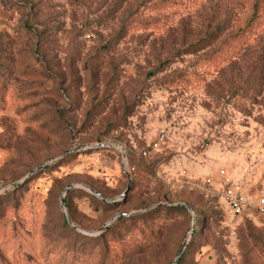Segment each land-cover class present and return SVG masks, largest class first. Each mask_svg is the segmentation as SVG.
Wrapping results in <instances>:
<instances>
[{"label": "rangeland", "instance_id": "374dc122", "mask_svg": "<svg viewBox=\"0 0 264 264\" xmlns=\"http://www.w3.org/2000/svg\"><path fill=\"white\" fill-rule=\"evenodd\" d=\"M222 171L264 192V0H0V264H264Z\"/></svg>", "mask_w": 264, "mask_h": 264}, {"label": "built area", "instance_id": "2783aa9c", "mask_svg": "<svg viewBox=\"0 0 264 264\" xmlns=\"http://www.w3.org/2000/svg\"><path fill=\"white\" fill-rule=\"evenodd\" d=\"M165 137L164 132L160 135V139L154 143V147H158L160 145L161 140ZM147 154V151L144 152ZM209 186H214L215 184L211 178L206 180ZM221 198L227 204L228 208L234 215L241 216L247 210L252 207L264 212V192L257 199V201L253 202L251 197L244 191L243 183L240 179L228 176L225 171L221 172ZM219 184V185H220Z\"/></svg>", "mask_w": 264, "mask_h": 264}, {"label": "water", "instance_id": "95a60500", "mask_svg": "<svg viewBox=\"0 0 264 264\" xmlns=\"http://www.w3.org/2000/svg\"><path fill=\"white\" fill-rule=\"evenodd\" d=\"M101 145L103 146V145H105V144H101ZM71 188H72V186H69L68 188H66V190H65V195H66V193H67ZM88 189H89L94 195L99 196L104 202H108V199H107L103 194L99 193L97 190H95V189H93V188H88ZM128 190H129V186H128L127 190L125 191V193L122 195L123 198L126 197V195H127V193H128ZM65 195H64L63 198H62V207L66 210ZM113 202H118V200H114ZM181 205H184V206H186L188 209H191L187 204H181ZM121 215H128V214H125V213H119V214H117L116 218L119 217V216H121ZM66 218H67L68 222H69L70 224H72V220L70 219V217H69V215H68L67 213H66ZM112 221H113V220H112ZM112 221H111V222H112ZM193 221H194V223L196 222V217L193 218ZM111 222H110V223H111ZM110 223L107 224V225L104 227L103 230H106V229L110 226ZM73 227L77 228L74 224H73ZM192 232H193V228H192V230H191V233H192ZM186 245H187V242L184 243L181 252L179 253L178 257L176 258V260L174 261L173 264H177L178 261L181 259L182 254H183V252H184V250H185V248H186Z\"/></svg>", "mask_w": 264, "mask_h": 264}, {"label": "trees", "instance_id": "16d2710c", "mask_svg": "<svg viewBox=\"0 0 264 264\" xmlns=\"http://www.w3.org/2000/svg\"><path fill=\"white\" fill-rule=\"evenodd\" d=\"M202 42V41H201ZM200 43V42H199ZM195 45L196 44H193L192 46H190V47H195ZM100 193V192H99ZM171 209H178V210H183V211H186L187 210V207L186 206H184V205H176V206H174V207H171ZM124 217L123 216H121L120 217V219H123ZM198 219L199 218H196V222L198 221ZM194 234H195V231L193 232ZM102 235V234H101ZM100 235V236H101ZM185 261V258H183V257H181V259L178 261V263L177 264H182L183 262Z\"/></svg>", "mask_w": 264, "mask_h": 264}]
</instances>
